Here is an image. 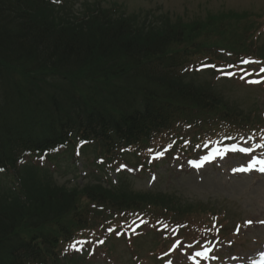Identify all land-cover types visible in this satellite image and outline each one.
<instances>
[{
    "label": "trees",
    "instance_id": "obj_1",
    "mask_svg": "<svg viewBox=\"0 0 264 264\" xmlns=\"http://www.w3.org/2000/svg\"><path fill=\"white\" fill-rule=\"evenodd\" d=\"M126 10L94 4L75 12L71 0H0V177L11 179L10 185L0 179V264L49 263L51 248L83 227L77 216L90 201L114 212L153 205L175 217L202 204L135 191L122 179L118 187L96 181L69 189L25 157L44 150L67 157L76 136L101 143L107 154L183 122L203 132L222 122L248 130L261 124L254 109L227 100L211 82L178 72L193 47L248 50L256 12L185 20Z\"/></svg>",
    "mask_w": 264,
    "mask_h": 264
},
{
    "label": "rangeland",
    "instance_id": "obj_2",
    "mask_svg": "<svg viewBox=\"0 0 264 264\" xmlns=\"http://www.w3.org/2000/svg\"><path fill=\"white\" fill-rule=\"evenodd\" d=\"M71 2L75 12L83 11L86 7L92 8L94 4H99L104 9L117 4L126 8L127 12L145 13L149 11L157 15L169 12L172 17L180 15L187 20L222 10L264 12V0H71ZM260 41L264 42V32L261 34ZM194 68L197 69L196 66ZM192 75L200 81V84L206 79L213 78L217 83V88L227 98L238 102L247 110L255 107L259 100L264 112V88L262 86L251 85L239 76L231 80L223 79V74L212 76L206 70ZM247 140L251 142L249 137ZM85 159L83 154H77L76 160H48L47 166L53 171L52 178L57 185L73 187L86 184L88 181L92 183L91 178H83L87 170ZM88 160H94V154L90 151ZM240 161L245 162L236 156L235 158L228 157L198 173L187 166H183L179 172L177 163L155 165L153 170L157 173V180L154 182L149 181L146 168L142 175H138L139 171L136 167L138 161H134L129 162L135 167L134 170L129 171L137 175L130 179L133 187L142 193L148 192L149 189L160 188L176 194L186 202H211L221 215L225 213L237 220L241 218L244 221L251 220L253 224L243 225L245 229L242 228L238 235L244 244L239 245L235 241L234 247L224 248L228 255L235 252L241 260H249L258 253L264 238V224H261L264 220V174L256 171L236 174L233 167ZM110 174L112 180L117 178L118 174L114 170H111ZM167 182L169 186L165 185ZM101 237L106 240L102 246L89 248L88 244L81 245L88 253L83 264H133L135 257L124 240L107 238L105 233ZM65 250H72V248ZM149 250L150 244L147 243L139 253L137 259L142 264H153Z\"/></svg>",
    "mask_w": 264,
    "mask_h": 264
},
{
    "label": "snow or ice",
    "instance_id": "obj_3",
    "mask_svg": "<svg viewBox=\"0 0 264 264\" xmlns=\"http://www.w3.org/2000/svg\"><path fill=\"white\" fill-rule=\"evenodd\" d=\"M258 146L259 147H264V144H261V145H258ZM241 151L249 152V151H251V149L244 148V149H241ZM257 163L262 165V167L259 169V171L264 172V160H257ZM244 170H250V169H241V171H244ZM247 223L251 224L252 221H248ZM262 223H264V221H262ZM197 255H199V253H197Z\"/></svg>",
    "mask_w": 264,
    "mask_h": 264
}]
</instances>
